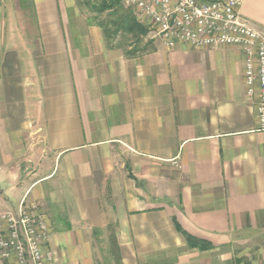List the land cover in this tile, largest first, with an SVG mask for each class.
Segmentation results:
<instances>
[{"label": "crops", "instance_id": "0c3cea01", "mask_svg": "<svg viewBox=\"0 0 264 264\" xmlns=\"http://www.w3.org/2000/svg\"><path fill=\"white\" fill-rule=\"evenodd\" d=\"M241 1L264 31V0ZM95 18L79 0H0V88L14 92L0 98V211L36 204L54 264H97L108 229L119 264H264L244 53L110 42Z\"/></svg>", "mask_w": 264, "mask_h": 264}, {"label": "built area", "instance_id": "2783aa9c", "mask_svg": "<svg viewBox=\"0 0 264 264\" xmlns=\"http://www.w3.org/2000/svg\"><path fill=\"white\" fill-rule=\"evenodd\" d=\"M148 37L167 47L229 45L245 55L246 92L257 97L256 110L264 129V31L241 16V0H123ZM49 229L45 215L24 198L13 209L0 211V257L14 264H54L44 253Z\"/></svg>", "mask_w": 264, "mask_h": 264}, {"label": "trees", "instance_id": "16d2710c", "mask_svg": "<svg viewBox=\"0 0 264 264\" xmlns=\"http://www.w3.org/2000/svg\"><path fill=\"white\" fill-rule=\"evenodd\" d=\"M97 1V0H96ZM89 10L99 18V14L110 11L109 15H114L109 23L98 22L105 37L112 42L114 39L121 38L120 35L131 37L139 42L148 34V27L140 23L131 8L125 6L123 0H99L97 3L93 1H83ZM114 33H113V32ZM121 33V34H119ZM177 230L184 236L189 246L199 243L192 236L184 232L179 226Z\"/></svg>", "mask_w": 264, "mask_h": 264}, {"label": "rangeland", "instance_id": "374dc122", "mask_svg": "<svg viewBox=\"0 0 264 264\" xmlns=\"http://www.w3.org/2000/svg\"><path fill=\"white\" fill-rule=\"evenodd\" d=\"M80 2L83 1H88V0H79ZM89 1H93L95 3H97L99 0H89ZM110 11H105L102 14H99V18H95L98 22H105V23H109L110 20L112 18H114V15H109ZM16 22V21H15ZM15 27V26H13ZM19 28V27H18ZM113 32V31H112ZM114 33V32H113ZM121 34V33H119ZM121 38H119V42H122L123 45H132L135 43L134 46H139V42H137L136 40L132 39L131 37L128 36H124V35H120ZM24 91H25V97L28 101V103H30L31 99H33V96H35L34 94L36 92H33V89L30 85H25ZM36 89V88H35ZM13 89L12 87H7L5 86V90H3L2 88H0V98H3V96H9V95H13ZM33 110V109H32ZM115 234V230H105L104 232L100 233V238L102 239L99 242V245H95L94 246V254H95V259L97 260V264H119V255L118 252L115 250L114 246L109 247L108 246V242L110 241V237L113 238ZM48 242V241H47ZM47 243L44 246V253L49 252V250H47ZM111 257V258H110ZM110 259H112V261H110Z\"/></svg>", "mask_w": 264, "mask_h": 264}]
</instances>
